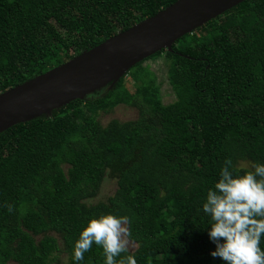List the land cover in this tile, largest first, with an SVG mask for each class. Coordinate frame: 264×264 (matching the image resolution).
I'll return each mask as SVG.
<instances>
[{"label": "trees", "instance_id": "obj_1", "mask_svg": "<svg viewBox=\"0 0 264 264\" xmlns=\"http://www.w3.org/2000/svg\"><path fill=\"white\" fill-rule=\"evenodd\" d=\"M174 1L0 0V92ZM159 56L174 93L167 103L143 64ZM120 104L137 117L102 124ZM229 159L239 174L249 168L239 160L264 163V0H243L184 34L110 90L0 132V264H55L61 251L63 264H105L95 244L79 262L73 247L91 217L109 213L129 217L137 264H224L211 255L202 205ZM106 173L115 191L88 201Z\"/></svg>", "mask_w": 264, "mask_h": 264}, {"label": "water", "instance_id": "obj_2", "mask_svg": "<svg viewBox=\"0 0 264 264\" xmlns=\"http://www.w3.org/2000/svg\"><path fill=\"white\" fill-rule=\"evenodd\" d=\"M243 0H175L61 64L0 92V132L113 85L137 62Z\"/></svg>", "mask_w": 264, "mask_h": 264}, {"label": "clouds", "instance_id": "obj_3", "mask_svg": "<svg viewBox=\"0 0 264 264\" xmlns=\"http://www.w3.org/2000/svg\"><path fill=\"white\" fill-rule=\"evenodd\" d=\"M7 207L13 211L12 205ZM202 207L210 217L213 257L224 264H264L260 247L264 237V163H252L239 174L232 161L226 160ZM130 224L129 217L111 213L91 217L74 243L73 260L82 261L95 244L102 249L105 264H137L130 253Z\"/></svg>", "mask_w": 264, "mask_h": 264}, {"label": "rangeland", "instance_id": "obj_4", "mask_svg": "<svg viewBox=\"0 0 264 264\" xmlns=\"http://www.w3.org/2000/svg\"><path fill=\"white\" fill-rule=\"evenodd\" d=\"M143 64L148 65L156 74L157 82L159 84L160 93L162 96V100L164 103L170 102L174 99V93L172 88L167 80V61L163 56H159L157 58H151L144 61ZM130 89H133L134 85L129 84ZM137 117V110L134 107L126 106L123 104L115 106L111 111L107 113H103L100 115L99 119L102 124H106L111 119H118L120 121L131 120ZM238 166L250 167V162L246 160H239L237 163ZM117 187L116 179L106 173L105 178L102 181L99 191L97 194L89 199L90 202L96 201H104L107 197L115 191ZM61 242V241H60ZM130 250H134L136 248V244L130 241ZM66 261V254L61 251L58 253V263L55 264H63ZM8 264H14L10 261Z\"/></svg>", "mask_w": 264, "mask_h": 264}]
</instances>
